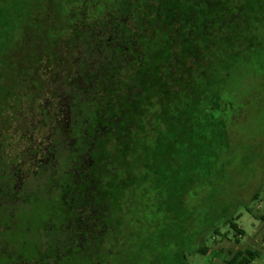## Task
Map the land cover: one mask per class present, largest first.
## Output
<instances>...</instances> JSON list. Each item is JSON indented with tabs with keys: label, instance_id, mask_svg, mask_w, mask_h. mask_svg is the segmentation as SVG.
I'll use <instances>...</instances> for the list:
<instances>
[{
	"label": "trees",
	"instance_id": "trees-1",
	"mask_svg": "<svg viewBox=\"0 0 264 264\" xmlns=\"http://www.w3.org/2000/svg\"><path fill=\"white\" fill-rule=\"evenodd\" d=\"M263 49L264 0H0V116L21 99L62 133L31 146L36 161L57 165L45 176L48 242L76 243L73 213L113 228L136 194L163 211L171 194L190 195L229 143L235 109L214 92V73ZM10 159L0 153L9 222ZM239 217L228 221L237 242ZM92 238L100 249L88 256L104 250L105 235ZM258 255L237 250L225 264Z\"/></svg>",
	"mask_w": 264,
	"mask_h": 264
},
{
	"label": "rangeland",
	"instance_id": "rangeland-1",
	"mask_svg": "<svg viewBox=\"0 0 264 264\" xmlns=\"http://www.w3.org/2000/svg\"><path fill=\"white\" fill-rule=\"evenodd\" d=\"M235 55L234 68L214 73V92L226 90L235 110L228 114V146L219 150L211 173L204 170L185 198L171 194L166 211L136 194L113 228L94 225L90 213L73 215L72 244L54 245L44 237L51 191L31 149L48 135L58 141L62 133L41 121L37 105L11 101L0 116V153L11 158L8 172L22 167L30 175L14 223L0 208V264H225L230 253L246 249L260 253L252 264H264V49ZM238 215L234 222L245 232L239 242L228 222ZM96 235H105V249L88 256L100 249ZM202 246L208 253L199 251Z\"/></svg>",
	"mask_w": 264,
	"mask_h": 264
},
{
	"label": "flooded vegetation",
	"instance_id": "flooded-vegetation-1",
	"mask_svg": "<svg viewBox=\"0 0 264 264\" xmlns=\"http://www.w3.org/2000/svg\"><path fill=\"white\" fill-rule=\"evenodd\" d=\"M54 166H57L56 164H51V163H40L37 165V170L36 171H40L39 168H43V170L45 169L44 172L46 173H50L51 168H53ZM35 172V171H34ZM34 172H31L33 174H35ZM43 173V172H42ZM7 174H10L11 177L9 178V182H10V186L12 187V191H10V194H8L6 197L8 202L12 205L16 204L17 201H20V195L19 193L21 192L23 186L26 184L28 178H29V173H26L24 168L19 167V168H15L14 170H12V172H9ZM13 208V207H12ZM15 211V209H14ZM11 211V216L14 217L13 215H16V211ZM14 212V213H13ZM76 213H73V215H75ZM14 218H12L13 220ZM28 221V220H26ZM14 223V220H13ZM105 226H109L108 224H105ZM108 229V227H107ZM105 249V248H104Z\"/></svg>",
	"mask_w": 264,
	"mask_h": 264
},
{
	"label": "crops",
	"instance_id": "crops-1",
	"mask_svg": "<svg viewBox=\"0 0 264 264\" xmlns=\"http://www.w3.org/2000/svg\"><path fill=\"white\" fill-rule=\"evenodd\" d=\"M242 237V236H241ZM233 253H230V255L232 256Z\"/></svg>",
	"mask_w": 264,
	"mask_h": 264
}]
</instances>
